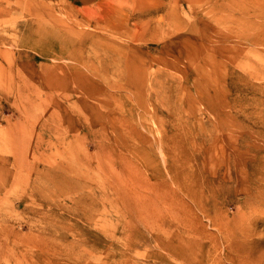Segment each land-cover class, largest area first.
I'll return each instance as SVG.
<instances>
[{"label":"rangeland","instance_id":"1","mask_svg":"<svg viewBox=\"0 0 264 264\" xmlns=\"http://www.w3.org/2000/svg\"><path fill=\"white\" fill-rule=\"evenodd\" d=\"M0 264H264V0H0Z\"/></svg>","mask_w":264,"mask_h":264},{"label":"bare ground","instance_id":"2","mask_svg":"<svg viewBox=\"0 0 264 264\" xmlns=\"http://www.w3.org/2000/svg\"><path fill=\"white\" fill-rule=\"evenodd\" d=\"M56 180H58V178L56 179ZM60 182V181H59ZM63 184H64V186H62V187H68V188H73L71 185H70V183L68 182V180H63V182H62ZM59 187V186H58ZM59 189H61V191H63L64 189L63 188H59ZM63 193V192H62ZM85 216V215H84ZM148 224V223H147ZM146 224V225H147ZM150 225V224H149ZM152 225V224H151ZM148 226V225H147ZM152 227V226H151ZM150 228V227H149ZM154 228V227H153ZM181 230V229H180ZM180 230H178L177 229V231H176V234L179 236V235H182L181 233H183V232H185V231H182L181 230V233L179 234V232H180ZM129 241V240H128ZM172 243V242H171ZM173 244V243H172ZM180 244H181V242H180ZM184 245V244H183ZM168 246V245H167ZM186 247H187V245H186ZM186 247L185 248H183V247H181L179 244H176V245H172V246H170V244H169V246H168V248L167 249H169V251L171 252V254L173 255V256H176L177 258L178 257H182V256H184L183 254L186 252ZM188 253V252H187ZM189 255V254H188ZM187 255V256H188Z\"/></svg>","mask_w":264,"mask_h":264}]
</instances>
